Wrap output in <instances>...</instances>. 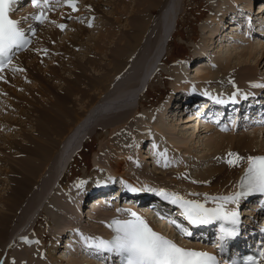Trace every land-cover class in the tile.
Returning <instances> with one entry per match:
<instances>
[{
  "label": "bare ground",
  "instance_id": "obj_1",
  "mask_svg": "<svg viewBox=\"0 0 264 264\" xmlns=\"http://www.w3.org/2000/svg\"><path fill=\"white\" fill-rule=\"evenodd\" d=\"M129 1H133V2L136 1V5H138V7H142L143 9H141L140 11L134 12V10H131L130 8L129 10L125 11L127 12V14H129L130 21H129V24H127L126 26L124 25L122 26L124 28V31H123L124 33H121V36L117 34H113L112 32H108L107 27H105L104 31L107 32V34L101 35L99 33V36L97 37L94 36V40L96 41L95 42L96 44L97 42L104 43L102 44V46L100 45L97 48L98 50L97 53L95 52L93 54V51L96 50V48H94V50H91L90 48H88V49H84V52L80 53L79 55H75L74 53L71 55V56H75L74 57L75 61H71L69 64L73 65L74 69L73 71H68L67 78L65 77V79L62 80V77H61L62 75L57 76V73H55L53 76H51L52 80L49 82V80H47L46 78H44L42 74H40L37 77V81H39V85L38 86L36 85L37 87L35 86H34L35 88L29 87V86L28 87L26 86V88L24 87L23 94L16 95L18 97L16 102H12V104H8L6 106L4 105V108L0 107V111L4 110V112H6L5 110L6 108H9L10 111L12 110L11 113L8 112L11 117L15 118L14 115L17 116V119H13V120L11 118L9 119V117L6 116L5 121L7 122H5V124L8 128L10 126V128L12 129L18 125L17 126L18 129H20L22 133V137H19L20 136V133H19L18 139L21 138L22 140L25 141L24 143H22V141L21 142L17 141L15 138L13 139V137L12 138L5 137L3 135H2L3 138L0 139V144H3V148L2 147L0 148L1 149L0 170L2 171L4 169V167L2 168V166H4L5 164L7 165L8 174L6 173V175L8 176L6 175L5 176L8 177L7 181L9 183L8 185H10L9 189L0 195V205L2 204V208L0 209V260H1V257L4 256V255H1L2 254L1 250H3L2 248L4 247L3 244L5 242L10 243V241L13 240V237L17 234V231L19 230V228H21L23 224L25 223L27 224V222H29V220L31 219V216L35 213L34 211L35 206L41 203L43 199L42 195L44 194V191H46V188L53 182L52 179H55V183L58 182L57 186L61 185L60 186L61 188L63 187L64 183L70 182V180H67L65 175L70 170V165L72 163L73 158L81 151L80 148L81 149L84 148V145L86 144V142H88V139L89 140L91 139L92 141L93 135L97 133L98 129H102V131H104V134L106 133L105 135L107 137L109 136L108 137L109 140L107 142L105 141V144H103L101 140V143L99 144V147L97 148V150L99 151V154L98 152L94 153L95 156L92 158V166H91L92 170L91 171L93 172L95 171L97 173V172H101L104 170L108 174L112 175L110 179L113 180L112 182L110 180L108 182L106 181L105 183V181L101 182L100 180L95 179L94 185H92V183L87 180L88 178H86L87 173H89V169H91L90 167H88V165L84 168L85 169L84 172L74 173L72 175V178L75 177L79 181H86V183L83 184L79 188L76 186L79 182L76 184L70 185L69 187L67 185L68 188L64 185L65 187L63 188L66 189L65 192H62V194L61 193L54 194L55 197H53V199L49 202L51 203L50 206L46 208V210H48L47 211L48 214L51 213L50 220L48 216V220L50 221L51 225H53L51 227H57L56 232L53 231V233H51L50 242H52V244L50 243L51 245H50L49 252H46L43 255L40 254L41 251L39 252V250H36L37 247H34L33 240L29 239V235L24 234L22 236H19L16 239L15 241L17 242L16 247L14 246V252L12 251L11 253V255L13 254L14 257L12 256L11 258V256H9V261L6 264H48L47 263L48 260L46 259L47 257L51 260V262L53 260L56 262L52 264H63V263L65 264H82V263L85 264L84 261H81L79 257L78 258L80 260L78 259L77 261L76 260L74 261L72 259L65 260L62 258L60 259V257H63V255H61L60 257L58 256L56 257V254L53 253L57 249L58 243H60L63 240L62 238L65 237L68 229L74 231L75 229L73 230L72 228H75V225H77L75 223L72 224L71 221H67L65 216L67 214H71L73 216V219L75 216V218L78 221V217L76 216L77 211H75L74 208L75 207L76 209L78 208L77 204L78 205L80 204L81 199L86 200L90 196L97 194L100 196H98V198L94 199L93 201H96V200H99V201H96V203L89 208L90 211L88 212L89 216L92 217L91 212L93 213L99 212L101 208L100 207L101 204L99 206V203L101 202V199L103 198V196L106 195V191L110 190L111 188H115L113 192V195L115 196H113L112 199H116L117 196L119 197V199L120 197H123L125 195L128 196L127 189L123 188L124 183L126 182L125 180L120 178V177L124 178V174L126 173V171L128 172L131 171V174H132L135 172V170H137L136 172H139V173L149 172V174L151 175H156V173H158V170L162 169V168L160 169L159 167L157 168L156 165L159 166L158 164H161L162 166V164L164 165V163L173 164V161L176 160L174 159L175 156H173L172 158L173 160L170 158L171 151H172L171 148H167L168 150L167 151L166 149H163L162 146L161 147L158 146L157 150H155L154 144L151 143L148 148L150 150L148 153L150 158L146 155L142 159L143 160L146 159L147 161L151 160L153 166H155L157 169H152V168L149 169V168H145L141 166L138 167V165L136 164V156L133 155L132 145L134 144L133 145L134 150L138 154L139 150L137 146L139 147L141 143H138V140L136 141V139H134L133 134L135 133V131L140 132L141 130H139L138 128H140V124L143 125L145 121H147L148 124L153 123L154 126L151 125V128L153 129L152 132L161 131L160 134H162L163 131L166 132L167 126L163 124L157 125L155 121L147 120L148 117L146 114L143 120H138V119L136 120L137 124H135L134 122L132 125H128L125 123H128L129 122L128 119L132 117L130 114L132 112L131 109L133 107H134V111L132 113H135L138 111L139 102L137 103L138 106L135 107L133 104V101L135 102L136 98H138L139 95L143 94L144 93L143 91L147 87V86L145 87V85L148 80V77L146 76L144 77V75H146L150 69L152 70L153 66L156 65L157 62H161V63L164 62V56L162 55L161 52L162 50L163 51L165 50L166 44H168L166 43L169 40L168 38L174 34L173 27L175 24V19L177 18L176 19V24H177L179 20L178 17L180 16V14L178 13L179 12L178 10L179 4L177 3L178 0H168V2H166V0H129ZM205 1L207 4H209L208 1L211 3L212 0H205ZM226 1H229V0H221V3H224L225 6L228 7V4ZM255 1H259V0H254V2ZM259 3L261 4H259L258 6L263 7L262 8L263 10L255 12V13H258L255 15L261 14V16L263 17L264 16V2L261 1ZM53 6L56 7V5L54 4L51 5V7ZM218 7H220L221 9V6H218ZM11 8H13V5L11 6ZM38 10H40L39 7H37L36 9L24 7L21 9V11L22 12L25 11V12L24 14H21L20 16L21 17L23 16L22 19H24L25 17H28V12L38 11ZM155 10L157 11L158 14L154 16V18H151V19L147 18L148 17L147 14L150 13V15H152ZM248 10L250 9L248 8ZM233 15L234 16L231 18L236 19L235 14ZM21 17H19L20 19H17V21H22ZM219 17L220 18H218L215 22L217 26L212 30L211 36L206 38L205 40L206 42L204 43L205 45L204 50L200 52L198 57H195V58H199L200 56L201 57L205 55L209 56V57H206L208 58L207 63H203V61L201 60L199 63H197L198 66L195 65L196 68H195V71H193V72H196L197 75H199L196 77L197 80H195V83H194V85H199L197 88L198 91L193 90V87L189 84L190 82H188V80H186L187 83L185 82V84L182 83V84L175 85L172 88L174 91L173 92L174 94L172 92L169 94L170 96L168 97L167 102H165L166 107H164V109L160 112V116L162 118L164 115V118H168L170 120L172 119L171 117L173 116V114H170L171 112L169 111V109H171L170 103H171V100L176 96L178 91L179 93L182 91L184 94L186 93V95L192 96V98L200 97V96L201 97L211 96V97H216V98H224L226 101H229V100L234 101L236 99H239L240 94L243 91H246L249 89V87L248 88L246 87V84L251 85L253 79L252 81L244 82V78H248V79L254 78L253 76L254 74L251 73L249 77H246V76L243 78L241 76L237 77L239 73L236 72L238 70L236 67H240V65L245 61L244 59H246L245 58L246 55L247 57H249L251 53L255 55L256 54L259 55L261 53V56L262 54L264 55V45H256V47L252 49L253 51L246 49L244 50V52H242L243 51L242 50L241 52H236V54L231 52V53H228V55L226 56L225 55L223 57L220 56L219 59H217V68L214 70H211L210 67L213 65V62L215 61L214 59L210 58V55H209L210 50L213 51L214 48L216 47L215 48L216 51L221 53L222 52L221 48L222 49L225 48L226 47L225 45L228 42L227 40L228 33L226 32V30L228 29V27L234 26L231 23H229L226 28L225 25L227 24L224 23L225 24L224 25L222 23L223 17L222 16H219ZM47 20L48 18H45V21L43 22V24H41L42 30L45 28L44 26L47 24L45 23ZM25 21L27 22L28 20H25ZM116 22H119V20H117ZM31 24H34L36 28L39 27V25L35 23H31ZM262 25H264V22L262 23ZM54 35L56 36L55 30L54 31L50 30L47 33V36L50 37L51 41H53L52 38H54L53 37ZM217 37L219 38L218 40L219 43L216 44L215 39ZM77 38L78 37L74 38V44H76L79 41V39ZM106 39H110L111 42H106L105 41ZM256 39L258 40V38ZM223 40H227V42ZM236 41L238 40L236 39ZM42 47L43 48L46 47V44L44 42H43ZM75 47L76 46H74V48ZM103 48L106 51L103 50ZM30 49H28V51H25V53L17 56L11 62V64L12 63L15 64L16 62H18V60H20L21 58H24V56L29 52ZM237 53L240 55H238ZM232 55H236V58H235L236 60L230 59ZM195 61L198 62L199 59ZM234 61L237 62L236 65L235 63H233ZM262 61H263V57L260 60V64ZM257 62H258V59L256 60V65H257ZM100 63H104V64H100ZM11 64L8 66V68L4 72L0 73V77L5 76L6 74H8V72L10 73L11 68H12ZM32 64L30 66L33 68ZM233 64L236 67L233 66ZM88 65H91L92 69L94 68V74H91V68L88 69L87 68ZM100 66L102 67V70H103L102 72L101 70H97L98 68H100ZM26 68H29L28 64H27V67H25L24 69L26 70ZM255 68H257V66ZM177 72L179 73L172 72V74L175 75V76L173 75L174 78L179 76L181 79L187 76V75L184 76L185 72L183 74L182 70L181 71L179 70ZM89 75L92 77L93 79L92 81L88 79ZM162 75L164 74L160 73V76ZM17 76L18 77H16V75L13 76L12 79L8 80V82L10 84L13 82V80H15V82H19L18 80L21 79L22 77L19 74ZM29 77L31 78V76ZM55 78L65 83L64 89L60 88L58 85L54 86L51 84V82L55 81ZM85 80L87 82H85ZM238 82L243 83L242 85L243 86L245 85L246 88L241 89V87L239 86H242V85L238 84V89H237L234 86V84ZM206 83L211 84V85H214L216 83L220 86V88L218 87L212 90L210 88H206V89H202L201 91V88H203L201 86H203V84H206ZM82 84L84 85L85 89L78 90V87ZM147 84H149V82H147ZM2 85L3 84H0V87H2ZM224 86L225 87L232 86V87L229 92L227 91L224 92V90L226 89ZM223 87L225 88L224 90H223ZM44 89L46 90V92L49 93V95L53 93L51 94L53 95V98L49 99L50 101L48 103L49 105H47L46 107H44L45 106L44 105L42 106V108L39 109L38 107L40 106L38 105V107H36L37 105H35V102L33 100H35L37 103L38 98L41 96V94L43 95ZM26 94H28L27 97H26ZM109 95H113V96L109 98ZM106 96L108 97V99L104 98ZM29 98L33 99L31 101V104H28ZM71 100L74 101L75 103L76 102L79 103L78 106L81 108L79 111L82 112V113L80 112L81 113L80 115L77 112H75V110L68 108L67 105L70 103ZM131 100L133 101L131 102ZM258 101H260V98ZM3 103H4L3 101H0V106H2ZM28 105H31L33 107V110L34 109L37 110L36 112L37 114L35 113L37 117L35 121L36 122L35 123L36 126L34 129L35 132L31 131V133H27L25 130L26 127L23 125L26 123V122L24 123L23 120L26 121V119L30 115V110H29ZM186 106L187 105H185V107ZM245 106H246L245 103L239 106L229 105V107L225 110V112L229 113L232 111L236 112L237 110L241 111L242 109H244ZM108 108H109L108 112H104ZM186 108H188V106ZM208 109L209 108H207L206 111H208ZM14 111H19V112L18 114H14ZM206 111H204V113ZM178 113L176 114V116L178 115ZM189 116L191 115H187L185 118L184 117L181 118L183 122L186 119L184 123H187L188 125L191 121L195 122L196 120L194 119V117L191 118ZM65 119H68L67 122L73 120L70 128L68 127L69 125H67V122ZM253 121L254 120H252V122ZM173 129L174 131L176 130V128L174 127ZM13 130H16V129H13ZM143 133L145 135L144 136L145 139H147V137L148 138L152 137L151 142H154V143L155 141L157 142L156 136L153 135V133H150V132H146V133L143 132ZM32 134H34V136H31ZM256 138H258L256 137V134H254L253 137H251L248 134H244V135L242 134L240 136H234L231 134L230 137L228 138H225L224 136L220 137V139L217 138L216 140L212 142V144L214 143L213 144L214 146H218V145L219 146L216 148V150H214V153L209 155V156H212L211 158L214 160V163L210 165L209 168L203 170L200 173L197 172L195 176H192V174L190 173V168H186L185 164H183L182 162L181 163L179 162L180 164L178 167L181 171V174L179 175L184 177V179L186 180V183H190L192 186L195 185L193 184V181H195L194 183L197 182L196 184L201 185V186L203 185L212 186L214 184V186H217V185L218 186L215 188H211V189L215 191H217L218 189L219 191L220 189H222V186L232 188V184H233L235 185V190H237L238 182L244 176L245 169L247 168V157L258 156L260 154H264L263 149L255 153H253L254 151H251L250 148H254L255 143H253V141L256 140ZM168 139L169 138L165 139L164 142L171 143L170 140ZM158 140L162 141L163 138L158 139ZM172 140H173V137H172ZM183 145L186 146L185 143ZM221 148L230 150L229 153L237 154L242 159L236 165H229L227 163V160L235 159V157L234 156L230 157L229 153L227 152L223 153L224 154V157H223V154L220 153L222 151L220 150ZM16 151L20 153V155L15 156L14 152ZM205 159H208V157L202 156L200 160L202 161ZM136 165L138 168L136 167ZM66 167H67L66 172L62 175L61 178L57 177L58 178L57 179L55 175L56 174L60 175L63 172V170L66 169ZM171 167L172 169H175L173 168V166ZM124 170L126 171L124 172ZM5 172H2V175ZM173 173L174 171L171 172L169 169H168V172H166V169L164 171H161V174H165V175L167 174L171 175ZM131 174H129V176ZM116 178L121 179L120 181L122 182H120L118 186L114 187V184H115L114 180H117ZM192 179L193 181H191ZM1 182L2 181H0V184ZM87 182L89 183L87 184ZM97 183H101V184H97ZM130 185H132V188L137 189V191H134V193L138 195L137 204H140L141 202H143V200H145V198L148 195H150V193L146 190L148 188L146 184L142 186H140V184L135 185L134 182L131 180ZM62 191L64 190L62 189ZM245 199L246 198H242L239 203L243 205ZM249 204H252V202H249ZM102 205L103 207L101 211L102 213L101 216H104V219H102V221L104 220L106 223L111 217H113V214H115V212H112L110 208L111 205L109 203H103ZM139 208H146V206L142 205L141 207L139 206ZM252 214L253 213H250V215ZM125 215L126 214H123V217ZM33 219H34L33 222L34 221L35 222L32 225L33 227H35L36 226L35 224L39 222V217L37 218L35 217ZM68 220L70 219L68 218ZM151 225L154 228H156V225H153V224ZM76 227L80 228L79 226H76ZM108 232H109V227L107 228V230H105V234H107ZM72 235H69V237ZM83 237L85 236L83 235ZM40 238H41V246H42L43 244H45L46 239L43 236H41ZM183 238H186V237H183ZM70 239H72V237H70ZM70 239L68 241H70ZM78 246L76 248H78ZM68 247L69 246H67V248ZM89 247L91 248V246ZM65 255L64 257H66Z\"/></svg>",
  "mask_w": 264,
  "mask_h": 264
},
{
  "label": "rangeland",
  "instance_id": "obj_2",
  "mask_svg": "<svg viewBox=\"0 0 264 264\" xmlns=\"http://www.w3.org/2000/svg\"><path fill=\"white\" fill-rule=\"evenodd\" d=\"M52 1H53V4L56 5V7L53 10V13H51V11L49 10L48 12H50L51 14L50 15L46 14V18H48V20L45 22L47 24L44 26L46 29L44 28L42 30V27H41L39 35L35 39L36 43L33 46V48H31L29 50V52L24 56V58H21L15 64L12 63L11 64L12 68H11L10 73L8 72V74H6L5 76L2 77V79H0V84H3L2 87H0V93H1L0 94V101L4 102L3 105L0 107L4 108V105L6 106L8 104H12V102H16V100L18 98L16 95L23 94L24 87L25 88H26V86L27 87L28 86L33 87V88L37 87L39 85V81H37V77L40 74H42L44 76V78L49 80V82L52 80L51 76H53L55 73H57V76L62 75L61 76L62 80L65 79V77L67 78L68 77V74H67L68 71H73V69H74L73 65L69 64L71 61H75V58H74L75 56H71L73 53L75 55H79L80 53L84 52V49L90 48L91 50H94V48H96V50H97V48L100 45L102 46V44H104V43H100V42H97V44L95 43L96 41L94 40V36H96V37L99 36V33L101 35L107 34V32L104 31L105 27H107L108 32H112L113 34H117V35L121 36V33H124L123 32L124 28L122 26L123 25L126 26L127 24H129V21H130V16L125 11L129 10L130 8H131V10H134V12L140 11L141 9H143L142 7H138V5H136V1L133 2V1H129V0H76V6H77L78 10L74 12V11H72V9L70 7H68L64 3V0H52ZM56 1H58V3H54ZM261 1H264V0H259V1H255V2H254V0H229V1H226L228 4V7L225 6L224 3H221V0H212L211 3L208 1V3L210 5L207 4L205 0H178L177 1V3L179 4L178 5V10H179L178 13L180 14V16L178 17L179 20H178V22L175 25V28L173 30L174 34L172 36H170L169 39L170 38L171 39L166 42L168 44H166L165 50L164 51L162 50L163 51L162 55L164 56V62H162V63L157 62L156 65L153 66L152 70L150 69L149 72H147V74L144 75V77L145 76L150 77L149 78V84H147V82H148V80H147L146 85H145V87L146 86L147 87L143 91L144 93L141 96L139 95L140 97L138 96L139 99L136 98V99H138L136 104L133 102V104H135L134 105L135 107H137L138 105L140 107L138 106V111L135 113H132L134 111V107L131 109L132 112L130 115L132 117L128 119V121H129L128 123H125L128 125H132L133 122L135 124H137V121H136L137 119L143 120L144 117L147 115V117H148L147 120L155 121L157 123V125L163 124V125L167 126L166 132L163 131V133L160 134L161 131H158L159 134L161 135L160 136L158 134V132H152L153 129L151 128V125L154 126L153 123L148 124L147 121H145L143 123V125L140 124V128H138L141 131L140 132L135 131V133L133 134L134 139H136V141L138 140V143H141V145L139 147L137 146V148L139 150L138 154L134 150V146H133L134 144L132 145L133 155L136 156V164L138 165V167L141 166V167H145V168H149V169H151V168L157 169L159 167L160 169L161 168L162 169L158 170V173H156V175H151V174H149V172L139 173V172H136L137 170H135V172L131 174V171L128 172V171H126L127 170L126 169V170H124V172L126 171V173L124 174V178L120 177L123 180H125L126 183H128L130 185L131 180H132L135 185L140 184V186H142L143 184L148 183V181H150L151 182L150 184L151 185L154 184L156 187L159 185H165V187L167 186V190L169 192L177 193L180 196H183L185 199H196V200H201V202H203L205 195H207L209 198L215 197V196H222L226 191H229L231 189V187L228 188V187L222 186V189H220L219 191L217 189V191H215V190H212L211 188H215L218 185L214 186V184H213L212 186L211 185L201 186V185H197L196 184L197 182L194 183L195 181H193V179L191 181H193V184H195V185L192 186L190 183H186V180L184 179V177L179 175V174H181V171H180L178 166L182 161H183L182 163L185 164L186 168H190V173L192 174V176H195L197 174V172H199V173L202 172L203 170L209 168V166L214 163V160L211 158L212 156H209V155L214 153V150H216V148L219 145L214 146L213 145L214 143L212 144V142L214 140H216L217 138L220 139V137H223V136L225 138H228V137H230L231 134L234 136H240L242 134L243 135L248 134L251 137H253L254 134H256V137H258V138H256V140L253 141V143H255L254 148H250V149H251V151H254L253 153L259 152V150H262V149L264 150V129H261V128H259V129L249 128L248 130H244L243 132L239 131L236 134L230 133L227 135H223V134L218 133V131L216 133V131L212 127L213 125L209 121H200L199 119H196L195 122L191 121L188 125L187 123H184L186 119L184 120V122L182 121L181 118H183V116L180 117L181 113L179 116H176V112H174L173 116L171 117L172 121L168 118H164V115H163V118L160 116V112L164 109V107H166L165 102H167V99L170 96V95L167 96L166 94L164 95V93L166 91H170L171 87L173 88L175 85L181 84L182 82H184L183 84H185L186 80H188V82H190L189 84L193 87V90L198 91L197 88L199 85H194V83H195V80H197L196 77L199 75H197V73L193 72V71H195V68H196L195 65L198 66L197 63H199L201 60L203 61V63H207L208 58H205V57H209V56L205 55L202 57L200 56L199 58H195V57H198L200 52L202 50H204V48H205L204 43L206 42L205 40H206V38L211 36L212 30L217 26V24L215 22L218 18H220L219 16H223V14L224 13L226 14V12L228 14V12L230 13L233 10H234L233 12L236 11L235 13L239 15L240 11L242 10L243 11L242 14L244 13V11H246V13L249 12V15L252 16L253 18H255V16H257L255 14H258L255 12L257 10L258 5L261 4V3H259ZM166 2H168V0H166ZM218 3H220V4H218ZM218 6H221V9ZM248 8L250 10H248ZM157 14L158 13L155 10L152 15H150V13H148L147 18H149V19L154 18V16H156ZM117 20H119V22L120 21L121 22L120 23L116 22ZM228 20H229V18L226 19V21H224V22L227 23ZM60 24L65 25L63 30H61V28L58 27V25H60ZM89 25H91V26H89ZM227 26H228V24L225 25L226 28H227ZM254 27L255 28L252 29L250 37H248L247 35H244L243 33H245V32L243 31V33L239 32L238 35H235V38L238 41H236V39L232 41V39H229V38H228L229 40L227 39L228 42H227V40H223V41H226L227 44L225 45L226 46L225 48H223V49L221 48V50H222L221 53L216 51V49H215L216 47L214 48L213 51L210 50V53H209L210 58L214 59V61H215V62H213V65L210 67V69L214 70L217 68V59H219L220 56H222V57L224 55L226 56V55H228V53H231V52L236 54V52H241L242 50H243L242 52H244V50H246V49L252 50V49H254V47H256V45H264L263 37H261L260 35H256L257 33L262 32L261 30H258V29H260V27H257V24ZM156 28H158V27H156ZM262 29H264V27ZM50 30H53V31L55 30V32H56V36L54 35L53 36L54 38H52L53 41H51L50 37L47 36V33ZM226 32L229 33L230 28H228L226 30ZM244 36H246V37H244ZM75 37H78L77 39H79V41L76 44H74V38ZM256 38H258V40ZM218 40H219V38L217 37L215 39L216 44L219 43ZM105 41L111 42L110 39H106ZM43 42L46 44L47 48L42 47ZM252 42H254V43H252ZM257 43H259V44H257ZM73 44H74V46H76L75 48H74ZM82 45H83V47H82ZM96 50L93 51V54L95 52L96 53L98 52V50L97 51ZM103 50H105V49L103 48ZM256 52H258V51H256ZM244 54H246V53H244ZM238 55H240V54H238ZM262 57H263V61L260 64V60ZM235 58H236V55H232V57H230L231 60H236ZM245 58H246V59H244L245 63L243 62L242 63L243 65L241 64L240 67L235 66L237 64L236 61L233 62V63H235V65L233 64V66H235L238 69L236 71L239 73V75L237 77H239V76H241L242 78L245 76L249 77V75L251 73L254 74L253 75L254 78H251V79L244 78V82H248V81H252V79L253 80L257 79L255 77V76H257V74H258V77H259V75L264 74V55L263 54L261 56V53L259 55L258 54L255 55V54L251 53V55L249 57H247V55H246ZM197 59H199L198 62L195 61ZM257 59H258V62L256 65ZM109 60H110V58H109ZM27 64H28L29 68H26V70H25L24 68L27 67ZM31 64L33 65V68L30 66ZM100 64H104V63H100ZM209 64H210V62H209ZM256 66H257V68H255ZM91 67H92L91 65L87 66L88 69ZM97 70H101V72L103 71L101 66ZM179 70L180 71L182 70L183 74L187 70L184 74V76L185 75H187V76H185L181 79L179 76L174 78L175 75L172 74V72L179 73V72H177ZM160 73L161 74L163 73L164 75L160 76ZM18 74L21 75V77H22L21 79L18 80L19 82H15V80H13V82L10 84L8 82V80L12 79V77L15 75H16V77H18L17 76ZM50 74H52V75H50ZM69 74H70V72H69ZM91 74H94V68L93 69L91 68ZM170 75H172V76H170ZM29 76H31V78ZM88 79H90L91 81L93 80L90 75H89ZM85 82H87V81L85 80ZM51 84L54 86L58 85L62 89H64V86H65V83L63 81H60L59 79L57 80V78H55V81L51 82ZM238 84L242 85L243 83H240V82L235 83L234 86L237 89H238ZM201 87H203V86H201ZM218 87L220 88V86L216 83L214 85L207 84L206 87L201 88V91H202V89H206V88H210L212 90V89L218 88ZM224 87H223V90L226 88L224 90V92H226V91L229 92L231 90L232 86L225 87V88ZM239 87H241V89H243V88L245 89L246 87L247 88L251 87V85L246 84V87H245V85L244 86L242 85ZM81 89L82 90L85 89L83 84L78 87V90H81ZM60 92H62V91H60ZM199 92H200V90H199ZM51 94H53V93H51ZM50 95L44 89V93H43V95L41 94V96L38 98L37 103L35 100L29 98L28 104H31V101L33 100L35 102V105H37L36 107H38V105L40 106V107H38L39 109L42 108V106H44V105H45L44 107H46L47 105H49L48 104L50 102L49 99L53 98V95H51V96ZM27 96H28V94H26V97ZM111 96H113V95H109V98H111ZM176 96H179V94H177ZM104 98L108 99L107 96ZM86 100H88V99H86ZM132 101L133 100H131V102ZM76 103L71 100L67 106H68V108L75 110V112H77L80 115L82 113L81 111H79L81 108L78 106L79 103H77V104ZM137 103H138V105H137ZM174 103H176V101H174ZM28 107L30 110V115H29L30 118L28 117L26 119V121L23 120L24 123L26 122L23 125L26 127L25 128L26 132L31 133V131H34L35 126H36L35 121L37 118L36 117L37 110L34 109L35 110L34 111L33 107L31 105H28ZM173 109H174V107L169 109V111L172 112ZM5 110H6V112H4V110H1L2 112L0 111V117H1L0 118V137H1L0 139H2L3 136L11 137V138L13 137V139L15 138L17 141H20V142L22 141V143H24L25 142L24 140H22L21 138L18 139L19 133H20L19 137H22V133H21L20 129H18V127H17L18 126L17 124L19 122L16 124L17 125L16 127L13 126L14 127L13 129H16V130H13L9 126V128L11 129L10 130L5 124V122H7V121H5L6 116H8L9 119L11 118L12 120L17 119V116L14 115L15 118L11 117L8 112L11 113L12 110L10 111L9 108H6ZM108 110H109V108L104 112H108ZM18 112L19 111H14V114H18ZM189 117L192 118L193 116L191 115ZM65 120H66V122L68 121V119H65ZM72 122H73V120L67 122V125H69L68 126L69 128H70ZM146 123H147V125H146ZM3 124H5V125H3ZM146 127H148V128H146ZM173 127L176 128L175 131H174ZM143 132L153 133V135L156 136L157 142L159 141L158 139L163 138V140H162L163 142L159 141L157 143L155 141L156 146L154 147V149L157 150L158 146L159 147L162 146L163 149H166V150H167V148H171L172 151H171V155H170L171 157L170 158L172 159L173 156H175V155H176L175 157L177 158L176 159L174 157V159H176V160L173 161V164L164 163L165 167L163 164H162L163 167L161 166V164H158L159 166L156 165V167H157L156 168L155 166H153L151 160H150L151 163L148 165L149 162L146 159H144V160L142 159L144 156H146V153H149V151H150L148 149V147H149V144L151 143V138H152V137H149V138L147 137V139L149 140L148 141L147 139H145V137H144L145 135ZM105 134H104V131H102V129H98L97 133L93 135L92 141H91V139L90 140L88 139V142H86V144L84 145V148L81 149V151L73 158L72 163L70 165V170L65 175L67 180H70V182L64 183L63 187H65V186L67 187V185L69 187L70 184L75 180L74 177L72 178V175L74 173H77V172H79V173L84 172V170H85L84 168L87 165L91 169H89V173H87L86 178H88L87 180L89 182H91L92 185H94L95 179L100 180L101 182L105 181V183H106V181L108 182L111 180L110 177L112 175L108 174L104 170L101 172H97V173L95 171L94 172L91 171L92 170V167H91L92 166V158L95 156L94 153L98 152V154H99V151L97 150V148L99 147L101 140H102L103 144H105V141L107 142L109 140V138H108L109 136L107 137ZM31 136H34V134H32ZM172 137H173V140H172ZM167 138H169L168 140H170L171 143L164 142L165 139H167ZM89 141H91V142H89ZM161 143H162V145H161ZM184 143L186 144V146L183 145ZM1 147L3 148V144H0V148ZM178 148H180L179 152L176 151V150H178ZM112 149H113V147H112ZM109 150H110V148H109ZM220 150H222L220 152L221 154H223L225 152H227V153L230 152V150L224 149V148L223 149L221 148ZM174 152H175V154H174ZM0 153H1V149H0ZM14 153H15V156L20 155V153H18L17 151ZM202 156H207L208 159L201 161L200 159ZM148 157L150 158V156H148ZM223 157H224V154H223ZM190 159H195V161H190V163H188V164L184 163L186 161L188 162ZM179 160H182V161H179ZM0 164H1V162H0ZM137 165H136V167H137ZM166 165H168L169 167ZM170 165L173 166V168L178 169V170L176 171L175 169H172V167ZM174 165H176L177 167ZM189 165H191V167ZM3 167H4V169L2 171L0 170V177H1L0 181H2L0 184V195L3 194L6 190H8L10 187V185H8L9 183L7 181L8 177H6V176H8V175H6V173L8 172L7 165L5 164L4 166H2V168ZM164 168L166 169V172H168V169L171 172L174 171V173L171 174L172 176L170 174L169 175L168 174L167 175L161 174V171L165 170ZM2 172H5V173L2 175ZM129 174H131L133 176H131V175L129 176ZM55 176L57 178L59 175L56 174ZM116 179H119V178H116ZM140 179H142L143 181ZM147 179H149V180H147ZM52 181L53 182L46 188V191H44V194L42 195L43 199H42L41 203L38 204L37 206H35V208H34L35 213L31 216V219L29 220V222H27V224L26 223L23 224L22 225V227L24 226L23 228L22 227L19 228V230L17 231V234L13 237V240H11L12 242L11 241H10V243L5 242L6 245L8 244L7 246L5 245V243L3 244L4 247L2 248L3 250H1V253H2L1 255H4V256L1 257L0 264L8 263L9 256H11V258H12V256L14 257V255L13 254L11 255V253H12V251L14 252V246L16 247L17 242H15V241L19 236H22L24 234L29 235V239L30 240L32 239L35 241L34 247H37L36 250H39V252L41 251L40 254L43 255L46 252H49L50 245L52 244V242H50L51 233H53V231L56 232L57 227H51V226H53V225H51V223L49 221L51 213L48 214V212H47L48 210H46V208H48L50 206L51 203H49V202L53 199V197H55L54 194H58V193L62 194V192H65V190H66L63 187L61 188L60 187L61 185L57 186L58 182L55 183V179H52ZM112 181L113 180H111V182ZM114 181L116 182V180H114ZM89 182H87V184ZM120 182H122V181H119V183ZM97 184H101V183H97ZM146 186L149 187L148 184H146ZM152 188H154V187H152ZM62 189L64 191H62ZM189 189H191L193 191H191ZM59 190H60V192H59ZM111 192L113 194L114 190H110L109 194L107 193L109 199H111ZM190 193H196L199 195L192 196V195H189ZM229 194H230V192H229ZM94 195H97V194H94ZM126 196L127 195H125L123 197L125 198ZM123 197H120V200L122 199L121 203L124 202ZM115 202H117V201L111 200V203H115ZM212 202L213 201L211 199H209L208 203H212ZM90 203H88V204L85 203L84 205L82 204V206L80 204V207L77 204L78 205V208H77L78 211L76 212L77 213L76 216L78 217V221L75 218V216L73 219V216L71 214H67L65 216L67 221H71L72 224H74V223L77 224V225H75V228H76V226L80 227L79 229H81L80 230L81 234L80 235L74 234L75 232L78 233V231L75 230L74 233H72L75 235L74 236V235L70 234L71 230L68 229V231L66 232L67 234L65 236V239L63 240V242L61 241L58 244L57 249L53 252L54 254H56V257L57 256L60 257L61 255H63V257H64V255L66 254L65 255L66 257H64V258L60 257V259L61 258L65 259V260L72 259L74 261L75 260L77 261L80 258L81 261H84L85 264H100L98 262V260L94 259L93 256L91 255L90 249L85 251L82 248L81 249L73 248V244H75V242L79 243V242L84 241L87 236L88 237L90 236L89 234L92 231H94V232H97L100 230L103 231L102 229H104V227H106L105 224H101L98 222L100 219H104V216H101L102 215L101 211H102L103 205L100 206V204H99V206L101 207L99 212H96V213L91 212L92 213V217H91V216H89L88 212L90 211L89 207L92 205L93 202H90ZM74 207H75V205H74ZM1 208H2V204L0 205V209ZM75 211H76V209H75ZM114 215L115 214H113V217H114ZM48 216H49V220H48ZM35 217L36 218L39 217V222H37L35 224L36 226L33 227L32 224L35 222V221L33 222V220H34L33 218H35ZM68 218L70 220H68ZM87 218H88V220H87ZM90 219H91V221H90ZM172 219H174V218H172ZM25 225H26V227H25ZM170 227L171 226H169V227H163L162 226L161 229L164 232L166 231L165 233H169V235L174 236V238L177 237L179 240H181V237L179 236L181 234L178 233L179 234L178 235L177 231L170 229ZM104 232H105V230L103 231V233ZM69 235H72V236H70V237H72V239H70ZM83 235L85 237H83ZM41 236H43L46 239L45 244H43L42 246H41L40 241H39V239H41L40 238ZM69 239H70V241H68ZM66 241L69 242V244L71 243L70 245H68L69 246L68 248L65 244V243H67ZM72 241H73V243H72ZM33 245H34V242H33ZM17 246H18V244H17ZM78 248H80V246H78ZM80 256H82V257H80ZM75 257H77V258H75ZM46 259L48 260V262H47L48 264L56 263L54 260H53L54 262L53 261L51 262V260L48 257ZM63 264H65V263H63Z\"/></svg>",
  "mask_w": 264,
  "mask_h": 264
},
{
  "label": "snow or ice",
  "instance_id": "obj_3",
  "mask_svg": "<svg viewBox=\"0 0 264 264\" xmlns=\"http://www.w3.org/2000/svg\"><path fill=\"white\" fill-rule=\"evenodd\" d=\"M31 2L34 6H39L41 0H31ZM15 3L16 0H0V71L6 64H10V52L14 48H22L29 42L20 22L10 18L11 6ZM42 3L47 5L49 0H42ZM64 3L72 11L78 10L76 0H64ZM45 18L46 13L44 12L35 16V19L40 22H43ZM58 27L63 30L65 25L60 24ZM252 86L264 88V84ZM218 102L223 103L224 101ZM229 156L235 157V159L227 160L229 165H236L242 159L233 153H229ZM85 183L86 181H80L76 186L79 188ZM239 189L227 196L209 198L205 195L203 202L196 199H185L177 193H168L164 189L155 191V194L180 209L181 221L173 219L171 223L182 236L192 235L189 226L200 227L219 223L215 247L218 251L224 252L228 241L239 235L238 226L240 224L238 210L236 208L227 210L225 205H238L242 198L255 193L264 194V156L247 157V168L240 181ZM130 190L137 191L135 188ZM189 195L199 194L190 193ZM209 199L215 202V207L205 206ZM128 215V219L112 221L110 227L114 228V235L110 240L97 239L91 246L97 252L117 254L122 258V264H220L217 256L206 251L181 247L173 240L154 231L136 212H130ZM243 264H264V249L257 256L244 259Z\"/></svg>",
  "mask_w": 264,
  "mask_h": 264
}]
</instances>
